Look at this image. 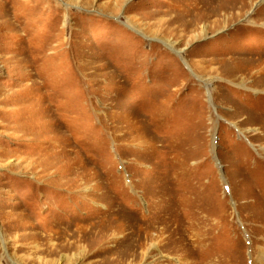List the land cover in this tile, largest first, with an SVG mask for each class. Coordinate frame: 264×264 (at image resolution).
<instances>
[{"label":"rangeland","instance_id":"rangeland-1","mask_svg":"<svg viewBox=\"0 0 264 264\" xmlns=\"http://www.w3.org/2000/svg\"><path fill=\"white\" fill-rule=\"evenodd\" d=\"M262 248L264 0H0V264Z\"/></svg>","mask_w":264,"mask_h":264},{"label":"bare ground","instance_id":"bare-ground-1","mask_svg":"<svg viewBox=\"0 0 264 264\" xmlns=\"http://www.w3.org/2000/svg\"><path fill=\"white\" fill-rule=\"evenodd\" d=\"M252 264H264V248L260 249L258 255L252 260Z\"/></svg>","mask_w":264,"mask_h":264}]
</instances>
